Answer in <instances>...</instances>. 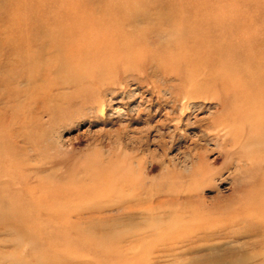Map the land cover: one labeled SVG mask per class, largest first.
Segmentation results:
<instances>
[{
	"label": "rangeland",
	"instance_id": "374dc122",
	"mask_svg": "<svg viewBox=\"0 0 264 264\" xmlns=\"http://www.w3.org/2000/svg\"><path fill=\"white\" fill-rule=\"evenodd\" d=\"M0 264H264V0H0Z\"/></svg>",
	"mask_w": 264,
	"mask_h": 264
},
{
	"label": "bare ground",
	"instance_id": "6f19581e",
	"mask_svg": "<svg viewBox=\"0 0 264 264\" xmlns=\"http://www.w3.org/2000/svg\"><path fill=\"white\" fill-rule=\"evenodd\" d=\"M122 33V32H121Z\"/></svg>",
	"mask_w": 264,
	"mask_h": 264
}]
</instances>
